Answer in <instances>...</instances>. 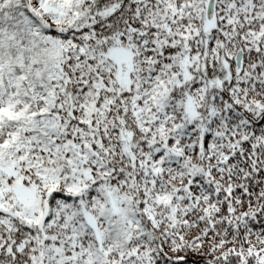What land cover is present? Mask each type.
I'll return each mask as SVG.
<instances>
[{"label":"snow or ice","instance_id":"6c2138e0","mask_svg":"<svg viewBox=\"0 0 264 264\" xmlns=\"http://www.w3.org/2000/svg\"><path fill=\"white\" fill-rule=\"evenodd\" d=\"M0 264H264V0H0Z\"/></svg>","mask_w":264,"mask_h":264}]
</instances>
